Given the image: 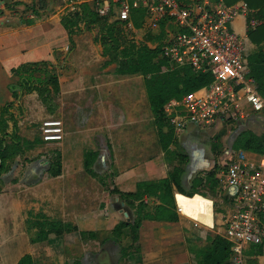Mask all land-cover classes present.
<instances>
[{"label":"crops","instance_id":"crops-1","mask_svg":"<svg viewBox=\"0 0 264 264\" xmlns=\"http://www.w3.org/2000/svg\"><path fill=\"white\" fill-rule=\"evenodd\" d=\"M38 1L0 0V139L5 134L14 132L16 120L20 136L31 145L17 157L16 170L6 172L1 177L9 179L5 180V186L0 192L1 264H18L25 255H31L34 264H39V254L43 258H49L52 254L49 249L55 253L59 250L60 260L63 262L62 250L65 247H73L79 253L80 247L91 244H98L102 249L99 252L90 250L83 258L78 257L74 264H85V257L88 264L94 259L99 264H199L201 253L210 248L211 240L217 235L225 237V228L219 223L222 222V216L214 219L212 226L195 219L196 198H204L202 195L180 197V200L186 208L188 218L194 219L210 231L194 230L191 221L183 219L179 214L180 220L175 222L143 220L137 241L132 240L127 247L122 243L130 237L104 240L107 232L125 221L121 216L126 212L124 207L128 205L117 195L114 201L122 207L118 209L112 200V191L118 189L121 192H135L139 182L167 178L174 167L171 171L168 166L166 168L163 165L167 154L162 150L158 136L155 145H144L142 138L133 141L129 136L135 129L130 121L134 118L130 116L143 108L146 88L144 81H139L138 77H144L121 74L116 64L107 65L108 58L103 55V46L95 40L96 29L88 30L83 21H78L72 30L66 28L64 18L80 13L83 5L74 12L69 9L68 13L55 3L57 0H45L47 9L35 12L32 6ZM243 2L240 0L233 6L241 7ZM7 4L13 7L9 9ZM89 6L92 9V5ZM251 13L253 11L250 10L248 15H240L235 21L237 30L246 39L249 55L251 50L264 51V42L257 45L249 39V31L256 30L263 23L256 18L251 19ZM254 20L259 25L255 29H249ZM138 36L140 38L145 35L139 33ZM144 38L150 40L149 36ZM44 61L52 63L57 69L59 93L55 95L52 88L48 87V103L44 102L37 91L17 99L9 89L11 83L18 81L13 71L26 63ZM112 66H116V75L101 72V68ZM45 76L43 74L44 78ZM53 101L55 106L52 108ZM10 104L13 106L8 107ZM242 104L249 116L241 124L248 127L246 130L262 134L264 113L253 114L244 101ZM57 115L64 122V139L60 143H47L42 139L40 127L44 120ZM121 116L125 119L122 120ZM136 130L137 128L134 131ZM139 130H143V127ZM204 131L210 130L190 124L185 132L177 135L178 145L171 147L172 152L178 146L187 149L179 144V137H200ZM49 146H61L62 151L67 149V152L77 148L81 153L67 158L65 152H62L61 173L53 176L50 165L58 153L56 154L57 150L52 155L51 152L48 153L45 149ZM104 146L109 148L117 165L113 177L96 170V165L101 162L98 148ZM83 148L86 149L83 151ZM88 151L97 153L93 164L95 174L85 170V154ZM188 154L191 162L192 155L189 151ZM21 157H24L23 160ZM176 160L178 161L176 156H172L171 162ZM69 164L73 166H67ZM125 164L136 166L126 168L123 166ZM106 179H113L110 183L114 186L110 188ZM185 188L187 189L186 182ZM160 203L156 197L144 198L145 210L150 213H154ZM223 211L225 213V208ZM38 215L70 223L79 231L100 232L101 238L84 242L73 233L51 235L48 240L33 242L38 231L36 228H29V221L35 220ZM217 225V231H211ZM19 237L24 239L19 240ZM197 237L205 238L207 245L198 244ZM62 239L64 244L60 249L51 246ZM21 242L25 244L23 248L19 246ZM4 244L9 245L8 254H4ZM109 245H115V249L109 248ZM12 260L15 262L12 263ZM246 262L264 264V248L261 255H256L250 247L245 253V264Z\"/></svg>","mask_w":264,"mask_h":264},{"label":"built area","instance_id":"built-area-1","mask_svg":"<svg viewBox=\"0 0 264 264\" xmlns=\"http://www.w3.org/2000/svg\"><path fill=\"white\" fill-rule=\"evenodd\" d=\"M85 4L92 5L99 17L117 22L128 39L160 48L168 63L166 71L190 68L212 74L209 86L165 106L176 135L190 124L214 131L245 120L249 114L243 101L253 114L264 113V98L250 76L247 42L235 25L250 11L245 2L238 7L223 0H74L69 6L74 12ZM258 25L254 20L249 29ZM139 33L150 40L137 37ZM40 133L45 142L60 143L64 123L47 119ZM237 137L225 143L210 165L220 184L219 195L228 204L222 226L231 245L229 264H245V253L252 246L264 248V155L236 149ZM178 195L177 212L184 216Z\"/></svg>","mask_w":264,"mask_h":264},{"label":"trees","instance_id":"trees-1","mask_svg":"<svg viewBox=\"0 0 264 264\" xmlns=\"http://www.w3.org/2000/svg\"><path fill=\"white\" fill-rule=\"evenodd\" d=\"M227 5H233L240 0H223ZM248 8L253 11L251 19L263 21L256 30H250L249 39L257 45L264 42V0H242ZM11 9L13 5L7 4ZM45 0H39L33 4L35 12L47 9ZM78 21H83L88 30L96 29V42L103 46V55L108 58V64H116L118 71L125 75H141L144 77L147 99L151 112L154 116V125L157 129V136L162 150L167 154H174L178 159V164L167 178L156 181H145L137 184L135 192H121L114 189L112 193L119 195L128 205L135 206L137 218L134 221L120 222L112 231L105 234L109 239H121L124 236L132 238L135 242L138 238L139 229L143 220L157 221H179L175 194L179 193L188 197L197 194L209 198V194L201 192V188L209 187L215 195L220 194V184L216 177V171L211 170L196 177L191 185V191L185 188V177L187 166L190 163V156L183 147H177L178 151L171 150L172 146L178 145V137L167 121L164 113L165 106L173 99L181 100L187 95L195 93L200 89L209 86L213 81L211 73L194 72L190 68L166 71L167 61L162 55L160 48H151L146 43H136L128 39L117 22H109L106 18L99 17L89 5L81 7V12L73 16L65 17L66 28L71 29ZM136 26L140 25V18L135 19ZM71 33V32H70ZM250 76L256 81L258 91L264 98V51L258 49L250 52L249 58ZM18 77V81L11 83L9 89L14 96L19 99L25 94L40 92L45 103L49 102L50 91L59 93V76L57 69L48 61L38 63H26L13 71ZM41 74V75H38ZM45 74V78L43 77ZM13 104L8 105V107ZM6 109V108H5ZM22 113V108L20 109ZM27 141L19 134L17 121L15 120V130L11 134H5L0 139V182L19 155L27 147ZM213 149L219 148V144H213ZM234 147L258 155H264V133L257 134L251 130L242 131L237 137ZM97 158V153L88 151L85 154V170L90 174H95L93 164ZM55 170H51L53 176L61 173V155L58 154L54 161ZM2 188L0 185V192ZM156 197L160 200V205L154 213L145 210L144 198ZM226 200V199H225ZM214 212H216L214 208ZM29 228L37 229V238L33 242L48 240L51 235L64 236L77 234L81 241L100 240V232L79 231L75 225L60 221L50 220L43 215L36 216L35 220L29 221ZM253 254L261 255L262 246H252ZM202 259L199 264H229L232 256L231 245L222 236L217 235L211 240V246L201 253ZM18 264H34L31 255L23 256Z\"/></svg>","mask_w":264,"mask_h":264},{"label":"rangeland","instance_id":"rangeland-1","mask_svg":"<svg viewBox=\"0 0 264 264\" xmlns=\"http://www.w3.org/2000/svg\"><path fill=\"white\" fill-rule=\"evenodd\" d=\"M74 0H57V2H55L58 5H61V8H64V11L68 12L69 9H71L70 6L66 7L67 5H70L71 3H73ZM69 13V12H68ZM96 33V31H95ZM251 53L253 52L252 50L250 51ZM101 72H103V74H112V75H116V66H112V67H108V68H101ZM138 80L140 81H144V78L142 77H138ZM145 88V87H144ZM144 104H143V108H141L140 111H138L137 113H133L132 116L134 119L130 120L132 124H134L135 129L137 128L136 131H134L135 129L132 130V132L129 133V136H131L133 138V141H139L140 138H142L144 141V145L149 144L151 145L152 143L155 145V142L157 141V132H156V128L154 125V116L152 115L149 105H148V101H147V97H146V90L144 93ZM55 106V102L53 101L52 103V108ZM59 107V106H58ZM55 111V110H54ZM53 119H61L60 116H55V117H51ZM129 118V117H128ZM49 119V118H48ZM121 119H125L124 117L121 116ZM47 120V119H46ZM45 121V120H44ZM64 123V122H63ZM143 127V130H139L140 128ZM248 127L244 126V124H241V121H239L238 123H229L228 125L224 126L223 128H221L220 130H210V131H204V134L200 137H195V136H186V137H179V144L185 146L187 149L186 152L192 155V161L189 163V165L187 166V174H186V187H187V191L190 192L191 191V185L194 181V179L196 177H199L200 174L206 173L208 171H211L210 165L212 164V161L215 159V157H217V155L219 153L222 152L223 150V145L225 144L226 141H230L232 138H234L235 136H238L239 133L243 130H246ZM65 131V130H64ZM264 133V132H263ZM41 134V133H40ZM219 144V148L217 147V149H213L212 146L213 144ZM180 146H178L179 148ZM81 149V148H80ZM86 148H83V151ZM100 150V161L97 165H96V170L98 172H100V174H104L105 172L108 173L106 175H115V171H116V167L117 165L114 163V157H112L111 151L109 150V148L107 147H101L98 148ZM48 153L54 152L55 150H57L56 154H60L62 155V152H65V156L70 157L72 155H79L81 152L79 149L74 148L72 151L67 152L63 150L62 151V147L61 146H49L45 149ZM175 150V148H174ZM178 151V150H175ZM172 156L174 157L173 153L170 155H166L165 160L163 162V165L168 166L169 170H173V167L175 168L178 164V161L176 160L175 162H171ZM24 157H21V159L23 160ZM104 159V161H103ZM54 161L51 163L50 165V171L51 170H55V164ZM17 163V158L14 159V161L11 163L9 170L7 171L8 173H11L13 171H15L16 167L15 164ZM67 166L72 167V164H69ZM126 168H132L135 167L136 165L134 164H125L123 165ZM104 173H103V172ZM111 172V173H109ZM7 173V174H8ZM52 174V172H51ZM7 177V176H5ZM5 180L8 181V178H1V188L3 189V187L5 186ZM107 183L109 185V187H113L114 185L111 184L110 182H113V179H111V181L107 180ZM11 182V181H10ZM114 189V188H113ZM201 192H203L204 194H209V199H211L213 201V208H215L217 214H220L221 212L224 213V208L225 210H227V202L224 201V195L220 196V195H215L213 192L210 191L209 187H203L200 190ZM117 197L116 194L113 195V202H115V198ZM208 200L207 198H203ZM115 204L117 205L118 209L122 208L118 203L115 202ZM125 204V203H124ZM136 207H137V203L135 204V206H131V205H126L124 207V210L129 214V217H125L122 214V218L125 221H134L137 218V214H136ZM214 210V209H213ZM215 214V217L216 215ZM183 219H186L187 221H191L192 225H193V229L197 230V231H207L208 228L204 227L203 225H201L200 223H198L197 221H195L194 219H190L186 216H183ZM220 218V217H219ZM216 220V218H215ZM216 222V221H215ZM217 223V222H216ZM221 223V222H219ZM219 228V226L217 225L213 230L211 231H217V229ZM28 231V230H27ZM210 231V230H208ZM29 234H31V232L28 231ZM211 234V233H210ZM213 235V232L212 234ZM6 239V238H5ZM19 240H23L24 237H19ZM197 243L198 244H202V246H206L208 241H206V239H199L198 237L196 238ZM132 238H128L125 239L123 241V246L127 247L131 244ZM210 243V242H209ZM64 244V240H58L56 242H54L53 244H51V246L53 245V247L57 246L60 249V246ZM20 248H23L25 246L24 243H20ZM201 246V247H202ZM2 247L5 249L4 250V254H8V248L9 245L4 244L2 245ZM28 247V245H27ZM109 248H114L115 249V245H109ZM116 248L118 249L119 246H116ZM7 249V250H6ZM100 249H102L98 244H91L89 246H85V247H80V250H78L79 253L76 252V249H74L73 247H65L62 251H63V262H61L60 260V252L59 250H57V252H52V250L49 249V251H51V256H49V258H43L42 254H39V257L37 258V262L39 264H74L76 262V260H78V257L83 258L85 256L86 253H90V250H92V252H99ZM3 259L0 258V264L3 262ZM15 262V260H12V263ZM84 262L85 264H88V259L85 257L84 258ZM114 262H116V260H114ZM90 264H99L96 263L95 259L94 261H91ZM247 264V262H246Z\"/></svg>","mask_w":264,"mask_h":264},{"label":"bare ground","instance_id":"bare-ground-1","mask_svg":"<svg viewBox=\"0 0 264 264\" xmlns=\"http://www.w3.org/2000/svg\"><path fill=\"white\" fill-rule=\"evenodd\" d=\"M199 195V194H197ZM195 195V196H197ZM193 196V197H195ZM180 197H187V198H193V197H188L185 195H178V201L183 209V214L184 216L188 217L187 213H186V208L185 206L181 203ZM206 198V197H205ZM209 199V198H207ZM211 200V199H210ZM195 219L200 222L203 223L205 225H213L214 223V212H213V201H209L203 198H196V213H195Z\"/></svg>","mask_w":264,"mask_h":264},{"label":"water","instance_id":"water-1","mask_svg":"<svg viewBox=\"0 0 264 264\" xmlns=\"http://www.w3.org/2000/svg\"><path fill=\"white\" fill-rule=\"evenodd\" d=\"M122 212H124V210H122ZM124 215H125L127 218L129 217V215H128L127 212H124ZM221 216H223V215H221V214H217V215H216V219H217V217H218V218H219V217L221 218ZM220 218H219V219H220ZM221 224H222V222H221Z\"/></svg>","mask_w":264,"mask_h":264}]
</instances>
